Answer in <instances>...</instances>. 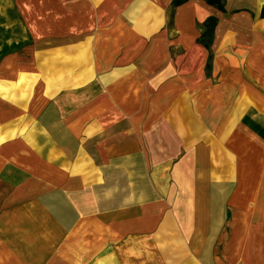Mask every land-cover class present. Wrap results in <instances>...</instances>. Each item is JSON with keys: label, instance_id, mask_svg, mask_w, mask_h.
I'll return each mask as SVG.
<instances>
[{"label": "rangeland", "instance_id": "rangeland-1", "mask_svg": "<svg viewBox=\"0 0 264 264\" xmlns=\"http://www.w3.org/2000/svg\"><path fill=\"white\" fill-rule=\"evenodd\" d=\"M174 1L0 0V264H264V7Z\"/></svg>", "mask_w": 264, "mask_h": 264}, {"label": "crops", "instance_id": "crops-1", "mask_svg": "<svg viewBox=\"0 0 264 264\" xmlns=\"http://www.w3.org/2000/svg\"><path fill=\"white\" fill-rule=\"evenodd\" d=\"M176 1V0H175ZM174 1V2H175ZM190 1H192V0H188L187 2H185L184 4H186V3H188V2H190ZM223 1V0H222ZM179 1H176V3H178ZM184 4H182V5H184ZM181 6V5H180ZM264 7V0H231V13L232 12H235V11H239V10H242V9H250V10H252L253 12H255L256 14H258L259 12H260V10H261V7ZM179 7V6H178ZM223 9H224V7H223ZM237 15H239L238 13H235V14H233V16H237ZM211 16H215V15H209V16H207L205 19H204V21H203V24H204V22L209 18V17H211ZM216 18H218L217 16H215ZM218 25L216 26V28H215V33H214V40H213V45H212V47H211V49L210 50H207V49H205L201 44H200V46L202 47V51H203V49L205 50V51H207V52H209V51H212V48L214 47V44H215V41H216V31H217V29H218V27H219V23H220V20H219V18H218ZM257 36H258V39H260V43H261V45H263L264 46V30H259L258 32H257ZM198 43V42H197ZM199 44V43H198ZM228 72H231V70L229 69V70H227ZM254 73L256 74V76H257V79H258V81L261 83V88H263L264 86H263V84H264V67H262V68H259V69H254ZM193 74H192V72H191V74H187L184 78H186V79H188L189 77H191ZM222 84L223 83H218V85H213V87H215V88H220V90L221 91H219V94H223V93H225V91L223 90V88H222ZM14 87L16 86L15 84H12ZM224 87V86H223ZM246 87H247V85H246ZM249 88L251 89V85L249 86ZM238 93V92H237ZM238 95V94H237ZM228 102H230V101H228ZM237 102V101H236ZM11 121L12 120H7L5 123H2L3 125H1L0 126V128L3 130V132L6 130V129H11V125L9 124V123H11ZM4 124H6V125H10L11 127H9V126H6V125H4ZM13 128V127H12ZM0 132H2V131H0Z\"/></svg>", "mask_w": 264, "mask_h": 264}, {"label": "trees", "instance_id": "trees-1", "mask_svg": "<svg viewBox=\"0 0 264 264\" xmlns=\"http://www.w3.org/2000/svg\"><path fill=\"white\" fill-rule=\"evenodd\" d=\"M209 4H214L215 1L219 0H206ZM218 18L215 16L209 17L203 24V33L198 39V43L201 44L205 49L210 50L213 45L215 28L218 25Z\"/></svg>", "mask_w": 264, "mask_h": 264}, {"label": "bare ground", "instance_id": "bare-ground-1", "mask_svg": "<svg viewBox=\"0 0 264 264\" xmlns=\"http://www.w3.org/2000/svg\"><path fill=\"white\" fill-rule=\"evenodd\" d=\"M219 165H221V164H219ZM165 253H166V250H165V251L163 250V251H162V254H165Z\"/></svg>", "mask_w": 264, "mask_h": 264}]
</instances>
